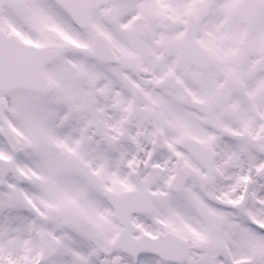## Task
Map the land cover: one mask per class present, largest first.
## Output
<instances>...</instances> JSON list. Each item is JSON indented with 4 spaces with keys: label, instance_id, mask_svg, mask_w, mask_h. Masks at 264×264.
Instances as JSON below:
<instances>
[{
    "label": "snow or ice",
    "instance_id": "6c2138e0",
    "mask_svg": "<svg viewBox=\"0 0 264 264\" xmlns=\"http://www.w3.org/2000/svg\"><path fill=\"white\" fill-rule=\"evenodd\" d=\"M0 264H264V0H0Z\"/></svg>",
    "mask_w": 264,
    "mask_h": 264
}]
</instances>
